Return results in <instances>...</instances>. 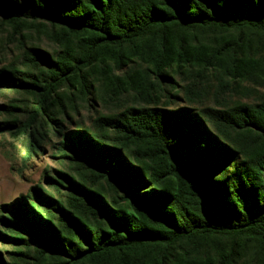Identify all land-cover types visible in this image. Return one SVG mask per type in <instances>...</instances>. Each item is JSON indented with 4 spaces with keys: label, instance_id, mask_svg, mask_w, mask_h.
Instances as JSON below:
<instances>
[{
    "label": "trees",
    "instance_id": "trees-1",
    "mask_svg": "<svg viewBox=\"0 0 264 264\" xmlns=\"http://www.w3.org/2000/svg\"><path fill=\"white\" fill-rule=\"evenodd\" d=\"M6 46L0 136L56 165L0 264H264V0H0Z\"/></svg>",
    "mask_w": 264,
    "mask_h": 264
},
{
    "label": "rangeland",
    "instance_id": "rangeland-1",
    "mask_svg": "<svg viewBox=\"0 0 264 264\" xmlns=\"http://www.w3.org/2000/svg\"><path fill=\"white\" fill-rule=\"evenodd\" d=\"M10 49L12 52L9 55L6 54L5 51ZM12 54L14 51L11 46L0 47V65L4 57H10ZM5 99L6 96H0V105L6 102ZM1 118L3 117L0 115ZM14 142L23 148L20 145V140L10 139L8 135L0 136V209H3L2 205L8 204L21 194H26L30 187L35 186L43 178L44 168L49 169L56 165L55 158L49 155L45 149V157H40V161H36L34 169L25 174H20L16 169L19 158L14 157Z\"/></svg>",
    "mask_w": 264,
    "mask_h": 264
}]
</instances>
